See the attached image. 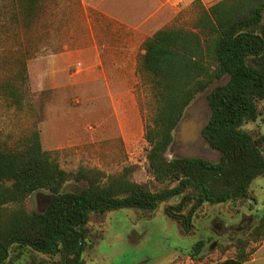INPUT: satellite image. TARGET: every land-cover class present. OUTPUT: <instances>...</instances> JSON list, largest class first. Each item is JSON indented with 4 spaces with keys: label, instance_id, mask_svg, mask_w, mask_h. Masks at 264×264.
<instances>
[{
    "label": "trees",
    "instance_id": "trees-1",
    "mask_svg": "<svg viewBox=\"0 0 264 264\" xmlns=\"http://www.w3.org/2000/svg\"><path fill=\"white\" fill-rule=\"evenodd\" d=\"M46 1L0 0V102L30 119L25 132L0 136V264L12 248L19 250L16 256L32 249L59 255L58 264H88L84 253L94 213L124 208L153 212L180 197L165 210L190 233L204 204L250 198L253 181L264 175V134L245 128L262 116L264 120V0H220L209 7L194 0L193 27L167 25L142 43L137 74L146 86L139 101L151 176L143 182L133 179L137 166L112 175L85 166L68 171L61 165L59 149L43 147V106L37 108L29 99L28 57L19 44V28H29ZM225 76L229 81L208 96L211 114L203 128L219 159H170L167 153L186 109ZM69 183L83 186L61 193ZM42 190L52 195L51 202L43 212H30L29 197ZM251 243H264V215L245 237L219 246H234L237 255L217 264L247 261L254 251L248 252ZM206 245L198 242L190 256L203 259Z\"/></svg>",
    "mask_w": 264,
    "mask_h": 264
},
{
    "label": "rangeland",
    "instance_id": "rangeland-1",
    "mask_svg": "<svg viewBox=\"0 0 264 264\" xmlns=\"http://www.w3.org/2000/svg\"><path fill=\"white\" fill-rule=\"evenodd\" d=\"M139 1L145 0H117L121 9L134 7ZM158 1L148 0L142 11L155 6ZM200 1L209 7L220 0ZM192 3L180 4L176 12L168 7L170 3H166L159 15L161 22L148 25L149 34L156 28L171 24L193 27L197 14ZM117 29L102 21L94 9L87 10L82 0H47L29 28H19V44L28 57L29 99L37 108L43 106L44 119L40 123L42 144L45 149L60 150L59 158L64 169L73 171L80 166L95 167L112 175L125 167L137 166L133 179L149 181L146 119L139 101L146 86L142 85L135 70V59L131 62L132 70L128 72H118L109 67L104 72H83L76 68L79 59L92 58L89 56L91 52L84 55V49H91L95 44L116 42L114 33ZM127 42L136 45L135 39ZM136 49L135 46L134 54L138 52ZM229 78L225 76L214 82L193 101L188 114L190 120L203 127L207 124L211 114L208 96ZM29 123L27 116L5 109L0 102V136L4 138L10 131L15 135L21 134ZM245 128L255 135L264 134L263 116ZM179 145L178 149L169 148L167 155L170 159L180 153L210 161H217L220 157V153L211 149L203 136ZM153 185L161 186L155 182ZM82 186L79 184L76 188ZM51 198L46 190L36 192L29 197L27 209L43 212ZM180 199L163 202L153 212L124 208L92 214L88 223L91 234L84 259L88 264H193L189 259L192 258L190 253L200 241H207V245L202 249L203 259L195 260V264H216L227 257H235L237 250L234 246L225 250L219 246L231 245L245 237L260 222L264 215V175L253 181L249 199L230 204H204L194 217L195 228L190 233L165 210L168 205L178 204ZM190 209L191 205L187 206L185 213ZM243 214L254 218L247 232L230 235L221 227L214 228L221 220L237 223ZM256 246V243H251L248 252L251 253ZM18 252L12 248L5 264H58L60 261L59 255H45L32 249L16 256Z\"/></svg>",
    "mask_w": 264,
    "mask_h": 264
},
{
    "label": "crops",
    "instance_id": "crops-1",
    "mask_svg": "<svg viewBox=\"0 0 264 264\" xmlns=\"http://www.w3.org/2000/svg\"><path fill=\"white\" fill-rule=\"evenodd\" d=\"M174 1L175 0H159L155 6L149 7L147 10L142 11L144 8L143 4L148 3V0L139 1L134 7L125 9H121L122 7H120L117 0H82L83 5L87 10L90 8L94 9V11L100 15L102 21L106 22L107 24L111 23L118 29L124 30L125 32L118 33L117 29L114 33L116 36V42H113L110 45L95 44V46H93L91 49H84V55L91 52L89 56L92 58L87 60L83 58L79 59L76 65L77 71L104 72L108 70L109 67L110 69L112 68L118 72H128L132 70L131 62L134 59L136 67L135 70H137V59L142 43L161 28H156L152 33L149 34L148 25L151 23L157 25L159 22H161L159 15L162 9H164L166 6V3H170L171 5H168V7L174 11L180 4L186 6L191 4V2L194 0ZM140 33L143 34L139 35ZM132 39L133 41L134 39L136 40V45L133 43L131 44V42H127V40L131 41ZM117 40L119 42H117ZM135 46L137 47V54H134ZM79 54L81 53L79 52ZM222 222L224 225L229 224L225 223L224 221ZM217 241L218 240L215 242ZM228 258L230 257L223 259L221 262ZM189 259L193 264H195V259ZM241 264H264V243L256 246L249 259Z\"/></svg>",
    "mask_w": 264,
    "mask_h": 264
},
{
    "label": "water",
    "instance_id": "water-1",
    "mask_svg": "<svg viewBox=\"0 0 264 264\" xmlns=\"http://www.w3.org/2000/svg\"><path fill=\"white\" fill-rule=\"evenodd\" d=\"M191 105L186 109L184 116L179 123L174 136V141L170 148L177 143H191L198 139V137L203 136V126L199 123H196L189 119V112H190ZM204 137V136H203ZM176 157H189L182 153L178 154ZM73 186L72 183L67 184L61 191V193H66L68 189ZM249 223V221H247ZM83 240V239H81Z\"/></svg>",
    "mask_w": 264,
    "mask_h": 264
},
{
    "label": "flooded vegetation",
    "instance_id": "flooded-vegetation-1",
    "mask_svg": "<svg viewBox=\"0 0 264 264\" xmlns=\"http://www.w3.org/2000/svg\"><path fill=\"white\" fill-rule=\"evenodd\" d=\"M180 147V145H178L177 143H174V145L172 146V149H178ZM51 202V200H47V205ZM253 220L254 218L250 215H245L243 214L241 216V219L239 222L237 223H233V224H228V225H224L222 221H218L215 224L216 229H220V227L224 230L223 232H229L230 235L231 234H235L237 232H247L248 229L250 228V226L253 224ZM247 221H249V223H247ZM217 234H219L218 231H216Z\"/></svg>",
    "mask_w": 264,
    "mask_h": 264
}]
</instances>
